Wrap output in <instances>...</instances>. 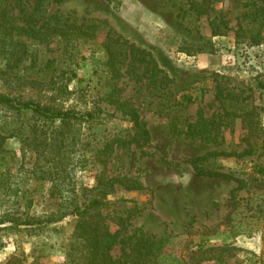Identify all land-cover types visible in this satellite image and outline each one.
I'll return each instance as SVG.
<instances>
[{"label":"rangeland","instance_id":"obj_1","mask_svg":"<svg viewBox=\"0 0 264 264\" xmlns=\"http://www.w3.org/2000/svg\"><path fill=\"white\" fill-rule=\"evenodd\" d=\"M58 1L52 4L51 12L106 23L98 38L80 46L74 61L67 63L77 75L69 83L70 89L97 84L102 68L99 65L105 60L101 43L108 28L149 52L171 81L172 95L167 98L150 93L145 81L137 83L124 76L119 82L122 99L138 111L150 131L147 146L115 150L106 166L109 177L126 178L145 189L126 191L115 186L106 199L110 211L119 207L140 211L129 222L126 236L140 230L165 235L168 259L187 258L186 249L204 243L205 248L232 249L227 264H264V149L257 147L241 159L218 156L205 163L232 174L240 183L196 177L188 164L189 159L212 152L241 153L246 149L244 129L237 116L240 110L231 102L224 115L220 85L240 101V106L243 100L242 107L252 109L264 128V33L257 46H250L245 39L239 44L234 40L244 1L210 0L214 9L211 14L222 18L214 37L206 17L179 18L184 0ZM184 41L210 42L215 51L188 56L179 52ZM53 49L55 56L60 54L59 47ZM199 114L209 120L212 132L217 134L213 141L185 134ZM172 125L181 133L173 134ZM127 127L128 123L119 119L106 121L87 132L83 142L93 146L95 141L117 135ZM23 146L19 139H9L0 154V264H9L10 256L17 264H66L75 220L65 218L43 230L27 224L54 210L52 179L58 175H42L35 167L40 161L36 150L30 153V147ZM75 164H70L68 172L77 193L85 197L90 195L95 174L101 168ZM123 200L126 202L119 205ZM43 242L56 246L43 250ZM120 254V246L111 252L114 258Z\"/></svg>","mask_w":264,"mask_h":264},{"label":"trees","instance_id":"obj_2","mask_svg":"<svg viewBox=\"0 0 264 264\" xmlns=\"http://www.w3.org/2000/svg\"><path fill=\"white\" fill-rule=\"evenodd\" d=\"M243 1L244 13L237 23L234 40L239 44L245 39L250 46H257L264 33V0ZM58 2L0 0V154L7 140L19 139L22 145L30 147V153L36 150V159L40 160L36 161V170L42 175L50 173L51 176V172L58 175L52 179V189L56 191L52 198L54 210L27 224H36L37 230H43L65 218L75 220L66 264H203L208 261L227 264L232 258V249L227 246L205 248L204 243L186 249L187 258L168 259L165 235L155 236L140 230L126 236L129 222L140 212L136 207L109 210L106 199L113 194L115 186L126 191L145 190L126 178L123 181L107 175L106 166L112 154L132 146L142 149L150 142L147 124L138 111L122 99L119 82L124 76L137 83L145 81L150 93L167 98L172 95L171 81L149 52L136 48L108 28L101 43L105 60L99 65L102 68L97 84L70 89L69 83L77 75L67 63L74 61L80 46L98 38L106 23L51 12L52 4ZM210 4V0H184L178 16L182 21L206 17L214 37L222 18L211 14L214 9ZM182 44L179 52L188 56L215 51L210 42L184 41ZM54 47L60 48L59 55H54ZM218 91L224 115L231 102L240 110L237 116L244 129L246 149L241 153L212 152L191 158L188 164L196 177L240 183L232 174L205 163L218 156L241 159L255 152L257 147L264 149V128L252 109L242 107L243 100L240 106V101L231 97L225 87L218 86ZM114 119L125 121L128 127L103 141H95L93 146L83 142L84 135L91 133L94 126ZM209 124V120L199 114L196 124L188 125L185 134L213 141L217 134ZM170 130L173 134L181 133L174 125ZM92 134L95 137L96 133ZM74 162L84 168L89 165L101 168L95 174L90 195L85 197L77 193L68 172ZM65 191L69 194H62ZM42 246L43 250L52 249L56 243L43 242ZM117 246L121 247V254L114 258L111 252ZM40 253L36 256L40 257ZM14 259L10 256L8 263L17 264Z\"/></svg>","mask_w":264,"mask_h":264}]
</instances>
